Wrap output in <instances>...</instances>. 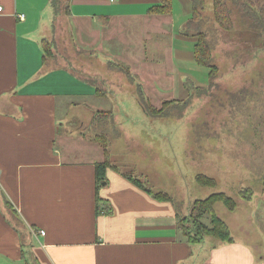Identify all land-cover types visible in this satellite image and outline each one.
Returning a JSON list of instances; mask_svg holds the SVG:
<instances>
[{
	"label": "crops",
	"instance_id": "1",
	"mask_svg": "<svg viewBox=\"0 0 264 264\" xmlns=\"http://www.w3.org/2000/svg\"><path fill=\"white\" fill-rule=\"evenodd\" d=\"M68 1L64 23L49 0H0V264H264V251L257 254L264 242L242 227V235H233L225 222L232 243L207 238L190 245L177 232L172 203L153 199L110 168L96 188L94 165L104 156L86 131L95 112L108 111L106 91L95 82L103 78L61 64L68 47L56 42L54 25L59 20L57 32L64 26L79 51L118 57L114 63L129 66L149 101L137 62H146L150 44L134 37L166 33L173 18L147 13L158 0ZM175 1L184 16L191 13L189 0ZM43 39L55 54L45 63ZM190 40L192 49L175 52L174 60L194 62ZM175 78L182 96L172 100L187 99V79ZM96 196L109 214L97 213Z\"/></svg>",
	"mask_w": 264,
	"mask_h": 264
},
{
	"label": "rangeland",
	"instance_id": "2",
	"mask_svg": "<svg viewBox=\"0 0 264 264\" xmlns=\"http://www.w3.org/2000/svg\"><path fill=\"white\" fill-rule=\"evenodd\" d=\"M246 1L226 0L231 24L225 30L214 19L213 0H204L201 31L218 68L210 82L207 68L172 58L175 52L186 54L193 44L192 37L182 35L191 13L184 16L176 1L170 14L173 22L163 27L166 33L141 37L136 32L134 38L147 39L150 44L143 52L146 62H135L143 65L138 70L146 82L138 80L152 105L160 108L162 101L178 99L182 91L175 77L183 83L187 79L184 89L190 98L166 105L161 116L147 115L138 103L136 83L109 69L106 63L117 62L118 57L79 51L64 26L62 34L57 32L59 20L53 32L61 48L68 47V53L60 55L65 60L62 65L66 63L80 75L96 71L103 78L95 82L106 91L102 106L112 110L113 118L105 125L92 124L86 133L108 137L112 161L122 174L137 177L155 193L168 194L183 216L194 201L224 193L236 201V212L231 214L222 203H216V216L230 225L233 235H242V227L264 242V29L253 26L244 9ZM61 17L66 23L65 16ZM205 83L209 85L197 86ZM72 128L73 132L79 129ZM200 174L214 179L215 187L198 186L195 178ZM246 188L253 193L249 202L240 199ZM201 221L209 226L210 216L203 215ZM263 251L257 249V254Z\"/></svg>",
	"mask_w": 264,
	"mask_h": 264
},
{
	"label": "trees",
	"instance_id": "3",
	"mask_svg": "<svg viewBox=\"0 0 264 264\" xmlns=\"http://www.w3.org/2000/svg\"><path fill=\"white\" fill-rule=\"evenodd\" d=\"M172 1L173 0H158V3L152 5L148 9L147 13L149 15L155 16L170 15L172 12ZM189 1L191 3V18L187 25L184 27L182 35L184 37H192L193 39H195V45L193 49L194 62L198 66L207 68L208 77L209 79H211V77H214L217 74L218 68L212 63L213 57L211 46L208 43L205 34L201 31V11L204 7V0ZM49 3L52 8L54 17H57L59 15H69L68 0H49ZM244 9L248 14V18L252 21L253 26L264 29V0H247ZM213 16L220 27L224 28L225 30L230 29V10L227 7L226 0H213ZM41 48L43 51L44 63L48 59L54 58L55 54L53 53V43L50 40H41ZM108 66L109 69H114L122 72L131 83H134L136 81L135 77L130 72L129 66L121 64L118 65L114 62L108 63ZM69 70L74 73L73 69H71L70 67ZM188 85L191 86L193 84L188 82ZM136 86L138 103L144 110V112L151 117L153 115L161 116V114L164 113V107L166 105L177 102V100H170V102H168V100L162 102L161 107L157 108L152 105L145 97L140 84L136 83ZM97 92L99 95H103V92L101 90L97 89ZM189 98L190 95H188L187 99L182 100V102L185 103V101ZM108 118L110 120L113 118L112 110L97 111L94 113L92 124L95 126L105 125L106 123H108ZM107 138L108 137L100 134L95 135L91 139L93 142L97 143L100 146L104 156L103 161L97 162L94 165L95 182L97 189L99 188L101 183L106 182L105 171L107 168L121 173L119 172L118 166L113 164L110 160V145ZM121 175L135 187L150 195L153 199L160 202H169L175 206L177 210L176 229L177 232L184 237L186 243L190 245H199L202 244L207 238H214L224 244L233 242L228 226L225 222H223L216 216L214 211V206L216 203H222L229 212L235 210L237 206L236 201L228 197L224 193H214L204 200L194 201L192 207H190L188 215L183 216L176 207L174 200L168 194L162 192H153L146 186L144 182L131 174L121 173ZM195 181L196 184L200 187L213 188L216 185L214 179L209 178L203 174L197 175ZM252 196L253 193L251 189L246 188L240 192V199L243 201H250L252 199ZM96 210L97 213L104 214H109L111 212V208L107 205V203L102 202L98 196H96ZM205 214H208L210 216L209 226L205 225L201 221V217Z\"/></svg>",
	"mask_w": 264,
	"mask_h": 264
},
{
	"label": "built area",
	"instance_id": "4",
	"mask_svg": "<svg viewBox=\"0 0 264 264\" xmlns=\"http://www.w3.org/2000/svg\"><path fill=\"white\" fill-rule=\"evenodd\" d=\"M109 3H115L117 0H107ZM3 11V7L2 5H0V13H2ZM19 19L22 20L23 19V15L19 16ZM45 233L44 231H39V235L43 236Z\"/></svg>",
	"mask_w": 264,
	"mask_h": 264
}]
</instances>
